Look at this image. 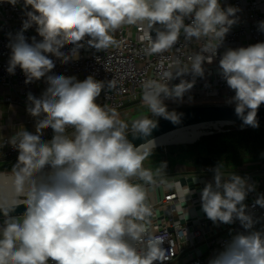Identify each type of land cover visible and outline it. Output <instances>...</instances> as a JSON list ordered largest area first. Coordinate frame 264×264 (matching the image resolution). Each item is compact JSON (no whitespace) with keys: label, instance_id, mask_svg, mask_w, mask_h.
I'll return each mask as SVG.
<instances>
[{"label":"clouds","instance_id":"clouds-1","mask_svg":"<svg viewBox=\"0 0 264 264\" xmlns=\"http://www.w3.org/2000/svg\"><path fill=\"white\" fill-rule=\"evenodd\" d=\"M7 2L15 6L18 0ZM29 6L32 10L11 44L7 71L15 74L19 66L25 83L46 77L48 87L40 98L31 93L27 97V111L38 118L36 134L18 131L9 141L19 152L14 186L25 196L26 211L22 219L9 215L14 208L3 211L0 264L164 261L162 239L148 232L154 212L147 185L155 181L152 171L143 167L145 144L135 147L128 140L129 125L115 110L97 103L104 81L91 75L83 81L47 75L55 64L46 54L66 63L70 57L78 58L85 38L96 49H106L115 42L113 34L125 25L146 24L143 39L148 54L172 49L181 34L189 42L202 37L209 38V43L218 41L201 48L192 57L191 68L143 82V100L151 113L176 122L179 116L168 112L164 98L182 99L194 81L181 80L172 87L168 82L189 71L203 75V63H211L236 23L230 17L238 9H224L220 0H24V7ZM186 18L191 22L186 24ZM33 24L42 40L33 37L29 44L23 31ZM259 27L264 30V21ZM64 45L73 46L69 56L60 51ZM219 70L235 93L229 102L235 104L242 126L259 127L257 113L264 104V42L227 49ZM155 127L156 121L141 117L132 122V135L147 137ZM43 129L53 131L50 141H42ZM68 129L73 130L71 135ZM221 168L215 171L214 185L207 183L202 190V210L214 224L238 219L245 229H251L254 221L243 202L254 186ZM132 178L144 183H133ZM255 204L264 207V195ZM209 264H264V233L235 235Z\"/></svg>","mask_w":264,"mask_h":264},{"label":"built area","instance_id":"built-area-1","mask_svg":"<svg viewBox=\"0 0 264 264\" xmlns=\"http://www.w3.org/2000/svg\"><path fill=\"white\" fill-rule=\"evenodd\" d=\"M220 4L224 9L229 6L238 9L235 17H230L236 23L223 38L211 63L207 60L203 63L202 76L194 75L191 71L179 77H175L173 73L175 78L168 82L169 87L179 84L181 80L194 81V84L183 94L182 99L164 98V102L181 100L186 106H235L229 102L235 93L220 73L219 60L227 49L264 42V30L259 27L260 22L264 21V0H220ZM31 10L30 6L24 7V0H18L15 6L7 0H0V106L22 109L28 115L24 124L36 126L38 118L27 111L30 106L27 97L29 93L37 98L41 97L48 87L46 77L25 83L26 76L19 66L15 69V74L7 71L11 44L23 29V22L27 20L26 13ZM190 22V19H185L186 24ZM145 30L146 24L122 26L113 34L115 42L108 48L99 50L87 43L85 38L83 46L78 50V58L70 57L66 63L50 53L46 54L55 64L47 75L75 77L78 81L91 75L104 81L106 86L97 98V103L116 112L131 102L143 99V82L162 80L168 72L191 68L192 57L201 48H210L218 42L211 40L209 43L207 37L189 42L181 34L172 49L148 54L145 51L147 41L143 39ZM23 35L29 44L33 43V37L37 42L42 40L35 24L23 31ZM152 35L155 36L154 31ZM72 47L64 45L60 51L69 56ZM14 124L17 126V123ZM71 131L73 130L68 129V134ZM12 137L14 136L8 135L1 138L0 162L17 160L18 149L9 142ZM52 137L51 129L42 130L43 141H50ZM236 175L254 186V190L248 192L243 202L246 213L254 221L251 229H245L238 219L231 224H214L203 212L201 193L207 183L214 185L215 172L205 171L204 174L180 178L154 177L155 182L147 185L154 212L148 232L162 239L160 247L165 251L164 261H156L155 264H209L210 259L223 251L235 235L250 231L264 233V207L255 204L256 199L264 195V169ZM192 181L191 187L189 182ZM189 189L191 191L187 195Z\"/></svg>","mask_w":264,"mask_h":264},{"label":"trees","instance_id":"trees-1","mask_svg":"<svg viewBox=\"0 0 264 264\" xmlns=\"http://www.w3.org/2000/svg\"><path fill=\"white\" fill-rule=\"evenodd\" d=\"M184 108V107H183ZM171 110L176 114L182 109ZM257 128L236 125L224 128L223 132L201 137L192 145H182L193 156L196 166L202 170L215 172L229 170L248 173L264 169V124ZM17 161L0 171L13 172Z\"/></svg>","mask_w":264,"mask_h":264},{"label":"water","instance_id":"water-1","mask_svg":"<svg viewBox=\"0 0 264 264\" xmlns=\"http://www.w3.org/2000/svg\"><path fill=\"white\" fill-rule=\"evenodd\" d=\"M177 114L179 116L178 121L173 122L170 119H164L156 123V127L152 129L151 134L149 136L147 137L142 135L133 136L132 135L133 133H129L128 140L135 147H139L140 145L145 144L142 149V151L145 152L148 150H152L148 148L157 139L177 130H181L184 128L197 126L201 124H210L211 126L208 128V130L202 134L201 137H203L214 133L222 132L224 131L225 127L243 124L242 120L239 119L235 114V106H226V105L188 106V107H184ZM257 120L259 124H264V104H262L258 109ZM149 141H152L153 143ZM22 202L23 201H21L18 204L0 207V217L4 218L3 211L6 210L11 211L13 208L14 209L9 213L10 216H22L26 211V205L22 204Z\"/></svg>","mask_w":264,"mask_h":264},{"label":"crops","instance_id":"crops-1","mask_svg":"<svg viewBox=\"0 0 264 264\" xmlns=\"http://www.w3.org/2000/svg\"><path fill=\"white\" fill-rule=\"evenodd\" d=\"M27 119H28L27 113L20 108H15V107L10 108L7 106H0V141L2 137L8 135L15 136V134L18 131L27 130L32 133L36 132V126L24 124ZM14 123H17V126ZM129 133H132L131 129H128V134ZM71 134L72 131L69 133V135ZM151 153L159 154L161 156V159L162 160L164 159L163 160L164 164H162V166L166 165L165 167L163 166L164 172L159 173V175H155L157 171H155V169L151 167L150 169H152L151 171L154 174V177L174 176L176 178H180V177H184V175L187 176L196 173L194 171L196 166V163L194 161V156L190 151H188V149H182V147L178 145L176 146L169 145V146L154 148L152 150H148L144 152L145 155ZM183 160H185L186 162H182ZM14 161H10V162L7 161L1 163H4V165L7 167L13 164ZM187 165H189V167H187ZM197 169L200 171L201 168L197 167ZM223 172L225 174L231 173L235 175L237 173H240V172L235 173L234 171L231 172L229 170H225ZM209 173H213V172H209ZM189 185L192 187L193 181L189 182Z\"/></svg>","mask_w":264,"mask_h":264},{"label":"rangeland","instance_id":"rangeland-1","mask_svg":"<svg viewBox=\"0 0 264 264\" xmlns=\"http://www.w3.org/2000/svg\"><path fill=\"white\" fill-rule=\"evenodd\" d=\"M164 104L167 106V110L170 113L172 112L171 110H173V109H177V108H181V107L182 108L183 107H188V106L185 105L186 103L181 101V100H177V101H173V102H164ZM116 113L118 114L119 119H121L122 121H125L129 125L128 129H131V125H132L133 121H135L137 119H140L141 117H148L149 119H151L153 121H156V123L166 119V118H164L162 116L156 117L155 115H153L151 113V111L149 110V108L147 107V105L145 104L143 99H140V100H138L136 102L129 103L123 109H121L119 111H116ZM192 144H194V143H191V144H176V145L182 146V145H192ZM169 145H172V144H165V145H162L160 147L169 146ZM176 145H173V146H176ZM145 156H146V158L143 161V167L145 169L152 170L150 168L153 167L155 169V171H157L159 173L164 172V169H163V166H162V164H164V162H163L164 159L162 160L161 156L159 154L151 153V154H146ZM182 162H186V161L183 160ZM187 167H189V165H187ZM197 167L195 166V169H194V171L196 173L195 174H190V175H200V174H204L205 173L204 170L200 169V171H199L197 169ZM2 169H6V166L4 165V163L0 162V170H2ZM255 169L251 168V170L253 172L262 170V169H260V170H255ZM0 174L14 176V172L0 171ZM170 177H172V176H170ZM132 181H133V183H142V184L144 183L143 181H140L137 178H132ZM17 198L19 200L23 201L25 199V196L21 194V195H18ZM15 217H17L19 219H22V216H15ZM3 220H4V218L0 217V224L3 223Z\"/></svg>","mask_w":264,"mask_h":264},{"label":"bare ground","instance_id":"bare-ground-1","mask_svg":"<svg viewBox=\"0 0 264 264\" xmlns=\"http://www.w3.org/2000/svg\"><path fill=\"white\" fill-rule=\"evenodd\" d=\"M210 126V124H201L171 132L157 139L148 149H153L165 144L176 145L194 143L201 138L202 134L205 133ZM18 195L21 194L17 193L15 190L14 176L0 174V207L20 203L21 200L17 198Z\"/></svg>","mask_w":264,"mask_h":264}]
</instances>
